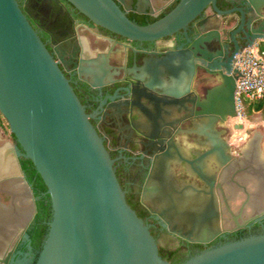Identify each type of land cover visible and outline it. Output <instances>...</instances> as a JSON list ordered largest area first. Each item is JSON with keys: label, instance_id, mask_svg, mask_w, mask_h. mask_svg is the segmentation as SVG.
I'll list each match as a JSON object with an SVG mask.
<instances>
[{"label": "water", "instance_id": "obj_1", "mask_svg": "<svg viewBox=\"0 0 264 264\" xmlns=\"http://www.w3.org/2000/svg\"><path fill=\"white\" fill-rule=\"evenodd\" d=\"M68 1L97 25L140 42L186 32L207 8L220 16L239 12L242 27L247 15L240 7L220 9L218 0H179L166 15L142 25L127 15L128 0ZM129 1L140 6L144 0ZM246 1L254 11L251 17L264 18V0ZM216 23L213 20L210 26ZM243 34L251 45L264 38V24L243 30ZM218 35L209 30L189 48L171 47L146 63L139 77L151 89L166 83L167 71L174 82H192L198 53L206 60V71L217 77L213 82L218 83L199 103V113L207 118L203 129L207 150L190 158L171 145L163 147L141 192L142 205L170 233L191 242L207 243L223 230L239 228L264 212L260 135L247 144L243 157L232 159L228 143L214 132L217 119L224 122L237 117L236 80L243 76L232 62L208 64L214 59L208 45ZM103 67L95 69L90 64L85 71L98 73ZM103 78L96 75L100 82ZM0 111L17 141L0 145V264H30L28 259L15 261L14 254L20 240L29 238L27 230L37 213V198L20 156L34 164L52 207L48 232L34 264H171L160 255L150 226L128 203L115 160L92 123V115L18 0H0ZM159 118L154 121L161 129ZM180 161L187 163L190 173L199 176L205 187L177 176L175 166ZM235 190L242 196L238 214L230 205ZM222 203L230 213L228 218L222 217ZM251 208L253 213L247 217ZM181 264H264V234L206 249Z\"/></svg>", "mask_w": 264, "mask_h": 264}, {"label": "flooded vegetation", "instance_id": "obj_2", "mask_svg": "<svg viewBox=\"0 0 264 264\" xmlns=\"http://www.w3.org/2000/svg\"><path fill=\"white\" fill-rule=\"evenodd\" d=\"M18 1L50 52L60 62L87 113L92 115V123L104 138L105 145L115 160L116 173L126 195L133 201L140 202L142 186L155 156L163 147L171 145L190 158H197L207 150V138L203 132L207 118L199 113V103L205 99L207 90L218 83L213 82L217 77L206 71V60L200 53L194 55L197 67L192 82H174L167 71L166 83L162 87L151 89L139 79L142 75L141 68L171 47L189 48L199 36L209 30L218 31L219 35L214 36L212 43L208 45L209 52L214 55V59L208 64L217 61L222 64L232 62L235 65L237 56L247 44L243 30L248 32L253 27L264 24V18L251 17L254 11L246 0H229L228 7L224 6L222 10L243 8L247 14L243 27L239 12L220 16L212 8H207L190 23L186 32L180 31L155 42H140L97 25L68 0ZM175 1L144 0L138 6L136 1L128 0L127 15L134 17L135 22H145L148 17L159 16ZM120 6L124 9L123 5ZM138 10L143 13H138ZM146 11L153 14L144 13ZM213 20L217 23L210 26ZM90 64L95 69L102 65L104 67L98 73H88L85 68ZM97 74L104 76L102 82L96 79ZM157 98L161 101H156ZM155 117H161L157 120L158 125L162 124L161 129L157 128ZM236 119L228 117L224 122L221 118L215 121L214 132L219 139L228 143V154L232 159L243 157L244 148L259 134L260 152L264 157V133L261 130L252 132L239 153L235 150L238 147L237 141L230 138L243 128V124H238ZM11 142L17 144L15 139ZM22 158L24 156H20V163ZM175 172L179 178L205 187V182L199 176L190 173L185 161L176 164ZM32 179L34 177H29L28 181L37 198L38 212V202L42 198L47 204L51 201L47 189L38 187ZM235 192L237 193L232 197L230 205L233 212L238 214L242 196L239 191ZM3 200L7 201L8 198L3 195ZM222 207V217H230L224 203ZM256 209L259 210L260 206ZM253 210L254 208L248 209L246 216H251ZM148 212L144 221L150 226L159 249L167 252L175 250L183 260L206 249L264 234V212L250 218L239 228L223 230L207 243L191 242L170 233L156 215L149 210ZM49 220L50 216L43 225L47 226ZM27 233L29 238H22L16 247L15 261L28 259L30 264H34L44 237L33 238L29 228Z\"/></svg>", "mask_w": 264, "mask_h": 264}, {"label": "trees", "instance_id": "obj_3", "mask_svg": "<svg viewBox=\"0 0 264 264\" xmlns=\"http://www.w3.org/2000/svg\"><path fill=\"white\" fill-rule=\"evenodd\" d=\"M178 2H179V0H176L172 5H170L168 8H166L157 17H148L145 22H139V21H136V22L139 24H142V25L152 23V22L158 20L159 18L163 17L164 15H166L168 12H170L178 4ZM229 3H230L229 0H218L217 6L220 9H223L225 7H228ZM131 19L134 20V17H132ZM261 111H264V99L256 100V101H252V102L248 103L247 110H246V116H250L254 113L261 112ZM2 118L4 120H6L4 115ZM11 135L16 140V138L12 132H11ZM21 165H22V169L24 170L27 179L29 177H34V179H32V180L38 187H41L42 189H47L43 179L41 178L40 174L36 171L35 166L30 159H27L25 157L22 158L21 159ZM126 198H127L128 203L130 204V206L137 212L139 217L144 219V217L146 215H148V213H149L148 210L141 204L140 201H138V200L133 201L128 195H126ZM49 216H50V220H51V217H52L51 203L47 204L45 202L44 198H42L41 201L38 202V212L35 215L32 223L30 224V227H29V231H30L31 236L33 238H35V237H37V238L44 237L45 238V236L48 232V224L46 226V225H43V223L46 219H48ZM159 251H160V255L165 260L171 262V264H181L187 260V259H185V260L180 259L177 256L175 250L167 252L166 250L159 249Z\"/></svg>", "mask_w": 264, "mask_h": 264}, {"label": "built area", "instance_id": "obj_4", "mask_svg": "<svg viewBox=\"0 0 264 264\" xmlns=\"http://www.w3.org/2000/svg\"><path fill=\"white\" fill-rule=\"evenodd\" d=\"M264 38L246 44L237 56L234 68L243 75L236 80L237 117L246 115L248 103L264 99Z\"/></svg>", "mask_w": 264, "mask_h": 264}, {"label": "rangeland", "instance_id": "obj_5", "mask_svg": "<svg viewBox=\"0 0 264 264\" xmlns=\"http://www.w3.org/2000/svg\"><path fill=\"white\" fill-rule=\"evenodd\" d=\"M2 117L3 114L0 111V145L5 142H11L14 140L13 136L11 135L10 126ZM236 118L238 124H243V128L239 129V131H236L230 139L233 141H237L238 147H236L235 145V150L239 153L240 148L244 145L253 131L261 130L264 133V111L254 113L250 116L245 115L244 117Z\"/></svg>", "mask_w": 264, "mask_h": 264}]
</instances>
